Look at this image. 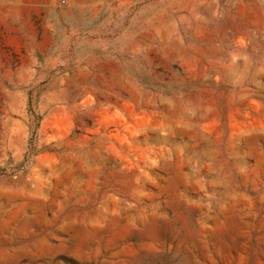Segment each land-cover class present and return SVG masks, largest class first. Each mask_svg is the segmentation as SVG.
<instances>
[{
  "label": "rangeland",
  "instance_id": "1",
  "mask_svg": "<svg viewBox=\"0 0 264 264\" xmlns=\"http://www.w3.org/2000/svg\"><path fill=\"white\" fill-rule=\"evenodd\" d=\"M20 2L0 264H264V0Z\"/></svg>",
  "mask_w": 264,
  "mask_h": 264
},
{
  "label": "crops",
  "instance_id": "2",
  "mask_svg": "<svg viewBox=\"0 0 264 264\" xmlns=\"http://www.w3.org/2000/svg\"><path fill=\"white\" fill-rule=\"evenodd\" d=\"M54 1L57 2L58 0ZM21 2L20 0H0V14H4L5 11L6 13H14V10L18 9L22 5Z\"/></svg>",
  "mask_w": 264,
  "mask_h": 264
}]
</instances>
